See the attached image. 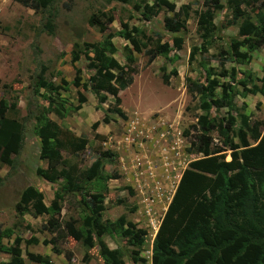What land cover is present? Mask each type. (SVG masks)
<instances>
[{
  "label": "rangeland",
  "instance_id": "374dc122",
  "mask_svg": "<svg viewBox=\"0 0 264 264\" xmlns=\"http://www.w3.org/2000/svg\"><path fill=\"white\" fill-rule=\"evenodd\" d=\"M142 1L153 4L155 0H130L129 3L58 0L54 5L57 11L54 32L49 34L41 31L44 12L36 13L14 0H0V100L6 105L4 115L21 122L29 102L34 113H43L45 119H52L72 134L86 139L83 149L74 153L62 151L65 167L74 165L82 169L98 159L104 175L98 188L86 183L81 194L63 195L58 213L17 216L14 206L25 186L32 185L41 191L44 203L49 205L55 190L64 184L62 179L49 183L35 175V168L46 167V161L38 158L40 142L35 134L36 122L33 119L26 122L23 148L18 155L11 156L16 166L10 169L0 162V225L12 231L11 236L2 238L1 242L10 245L14 237L19 236L23 264H44L41 261L44 258L52 264H102L95 248L71 237L59 243L61 253L53 252L49 242L53 234L42 226L50 216H57L61 223L75 219L76 226L81 227L86 213L76 205L81 197L101 205L103 222H114L123 216L122 227L133 232L132 236L123 237L120 231L109 233L105 224H98L92 232L95 242L101 239L109 249H117L125 264H132L130 256L134 257L135 264H150L152 242L180 174L199 156L189 153L187 147L192 139L190 125L195 123V115L205 112L199 108L202 95L196 94V99H191L184 84L185 76L200 81L215 80L214 96H220L223 86L229 83L235 92L236 126L241 124L249 132L255 128L260 135L264 132V97L246 92L240 82L243 79L247 86L260 83L264 74V49L240 47L236 54L229 52L238 27L225 25L231 19V10L224 5L225 1L222 0L224 7L214 12L212 23L217 29L207 41L201 38L198 21L205 9L203 0H158V12L151 17L140 15ZM241 7L246 12L251 9V5ZM93 13L104 22L108 16L112 17L107 27L113 33L114 57L121 65L127 63L124 46L130 44L118 34L120 30H127L143 42L182 39L180 49H172L168 58L159 55L150 64L143 52L133 51L132 65L137 72L133 74L132 83L118 92V107L124 118L111 110L115 105L113 95L108 94L103 102H98L89 88L72 84L76 69L80 70L82 82H87L91 73L86 68L88 61L84 55L71 64L72 44L102 40L98 28L88 23ZM165 17L182 21L180 32L168 31L164 27ZM193 48L197 52L191 60L189 55ZM220 60L227 73L235 68L234 79L219 75ZM162 65L166 73L176 70V75L170 74L168 84L162 82ZM207 68L213 73L210 76L205 75ZM40 73L45 80L33 96L34 83ZM61 78L68 83L67 89L59 90L62 97L77 105L79 91L86 101L59 118L48 111L46 97L49 93L45 85L48 81L60 84ZM210 115H226V109L211 108ZM185 130L187 135H184ZM212 136L217 142V134L213 132ZM222 153L226 160L230 159L229 149ZM95 193L100 196H92ZM30 238H34V242L27 243ZM9 258L8 253L0 251V264H5Z\"/></svg>",
  "mask_w": 264,
  "mask_h": 264
},
{
  "label": "trees",
  "instance_id": "16d2710c",
  "mask_svg": "<svg viewBox=\"0 0 264 264\" xmlns=\"http://www.w3.org/2000/svg\"><path fill=\"white\" fill-rule=\"evenodd\" d=\"M14 1L33 9L36 13L44 12L46 15L41 31L49 34L54 32V18L57 14L54 5L58 0ZM115 1L129 3L130 0ZM159 1L155 0L153 4L142 1L143 9L140 15L151 17L157 14ZM224 1V5L231 10V19L225 25L238 27L237 37L232 39L229 52L236 54L240 47L249 50L264 49V0ZM203 3L205 9L199 14L198 21L202 30L201 38L207 41L217 29L212 23L214 12L224 6L222 0H203ZM242 4L251 5L250 11H244ZM111 21V16L104 22L100 16L91 14L88 23L98 28L102 40L82 43L75 41L72 44L71 64L84 55L88 61L86 68L91 71L87 82H82L78 74L80 70L76 69L72 84L77 88H89L98 102H103L108 94L113 95L115 105L111 110L124 118L118 107V92L132 83L133 74L137 72L132 65L133 51L143 52L147 63L150 64L157 56L168 58L172 49H180L182 39L173 37L170 42H163L161 39H148L143 42L127 30H120L118 34L130 44L124 46L127 63L121 65L114 57L116 49L112 42L113 33L107 27ZM164 27L170 32H180L183 22L174 17H165ZM196 52V48L191 50V60ZM219 66L222 69L220 76L235 78L234 67L227 73L222 60ZM160 70L164 84L169 83L170 74L176 75L175 69L166 73L164 65ZM204 72L207 76L213 74L208 68ZM44 80L43 74H38L32 90L33 96ZM259 81V84L253 82L249 86L243 79L240 82L245 86L246 92L259 93L264 97V74ZM67 84V81L61 78L60 84L48 81L45 85V91L49 93L46 97L48 111L59 118L67 115L70 110L78 109L86 101V97L79 91L77 105L70 104L62 97L59 90L67 89ZM184 84L191 99H196V94L202 95L199 108L205 114L195 115L196 121L190 125L193 135L187 147L189 153L199 156L191 160L180 174L153 239L150 264H264V132L260 135L255 128L249 132L241 124L236 126L237 118L233 113L235 92L229 83L223 86L220 96L213 95L216 87L213 79L200 81L185 76ZM52 93L54 94L51 95ZM211 108L217 111L225 108L226 115H210ZM5 112L6 105L0 100V162L10 169L16 166L11 156L18 155L22 150L25 124L29 119H33L36 122L35 134L40 142L38 158L46 161V167L35 168V175L49 183L64 180V184L55 190L49 205L44 203L41 191L32 185L25 186L14 206L17 216L21 217L24 213L33 217L49 212L58 213L63 195L81 194L86 183H91L94 188L102 184L104 175L98 159L82 169L74 165L64 166L62 151L77 152L84 148L86 139L72 134L52 119H45L43 113H34L29 102L21 122L5 116ZM213 132L217 134V142L213 139ZM184 135H187V130ZM226 149L230 150L228 160L222 153ZM106 154L110 155L109 152ZM92 196L100 195L95 193ZM76 205L86 211L81 227L76 226L75 219L61 223L57 216H50L42 225L53 234L49 241L53 252L61 253L59 243L71 237L90 248H95L102 264H125L122 253L117 249H109L101 239L95 242L92 238L93 230L102 223L109 233L120 231L123 237L132 236L130 228L122 227L124 217L120 216L114 222H103L100 215L101 205L94 200L81 197ZM11 234L10 228H1L0 225V251L10 256L5 264H23L20 250L22 239L15 236L10 245L1 242L2 238H9ZM34 240L30 238L26 242L31 243ZM67 258H70L69 253ZM129 259L135 264L134 257L130 256ZM41 261L44 264H52L46 258Z\"/></svg>",
  "mask_w": 264,
  "mask_h": 264
}]
</instances>
